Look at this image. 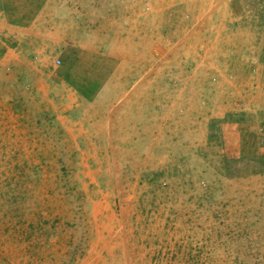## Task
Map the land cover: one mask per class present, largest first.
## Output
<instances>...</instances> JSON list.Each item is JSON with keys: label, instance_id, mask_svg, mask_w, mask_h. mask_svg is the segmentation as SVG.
<instances>
[{"label": "rangeland", "instance_id": "1", "mask_svg": "<svg viewBox=\"0 0 264 264\" xmlns=\"http://www.w3.org/2000/svg\"><path fill=\"white\" fill-rule=\"evenodd\" d=\"M0 264H264V0H0Z\"/></svg>", "mask_w": 264, "mask_h": 264}]
</instances>
